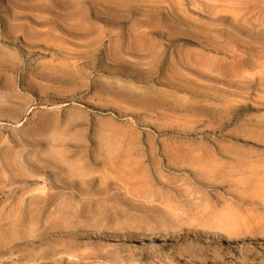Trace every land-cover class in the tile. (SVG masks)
<instances>
[{
    "label": "rangeland",
    "instance_id": "rangeland-1",
    "mask_svg": "<svg viewBox=\"0 0 264 264\" xmlns=\"http://www.w3.org/2000/svg\"><path fill=\"white\" fill-rule=\"evenodd\" d=\"M0 264H264V0H0Z\"/></svg>",
    "mask_w": 264,
    "mask_h": 264
},
{
    "label": "bare ground",
    "instance_id": "bare-ground-1",
    "mask_svg": "<svg viewBox=\"0 0 264 264\" xmlns=\"http://www.w3.org/2000/svg\"><path fill=\"white\" fill-rule=\"evenodd\" d=\"M111 1V0H110ZM123 2H125V1H123ZM123 4V3H122Z\"/></svg>",
    "mask_w": 264,
    "mask_h": 264
}]
</instances>
